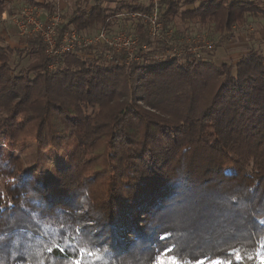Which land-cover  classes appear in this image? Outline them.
I'll use <instances>...</instances> for the list:
<instances>
[{
    "label": "trees",
    "instance_id": "1",
    "mask_svg": "<svg viewBox=\"0 0 264 264\" xmlns=\"http://www.w3.org/2000/svg\"><path fill=\"white\" fill-rule=\"evenodd\" d=\"M198 1L181 10L182 0H162L165 30L180 17L223 41L264 18V2ZM122 8L126 20L149 10ZM3 12L14 9L0 0ZM113 14L75 13L58 39L109 28ZM132 28L160 47L143 18ZM107 53L86 46L54 59L39 34L24 47L0 34V143L9 148L0 149V264H153L161 254L264 264V52L132 64ZM69 138L56 180L27 172L14 153L32 142L60 151Z\"/></svg>",
    "mask_w": 264,
    "mask_h": 264
},
{
    "label": "rangeland",
    "instance_id": "2",
    "mask_svg": "<svg viewBox=\"0 0 264 264\" xmlns=\"http://www.w3.org/2000/svg\"><path fill=\"white\" fill-rule=\"evenodd\" d=\"M255 1H258L260 4L264 2V0H255ZM20 5L21 3L18 2L17 0H14L12 4L11 3L7 4L8 7L12 6L16 10L20 7ZM26 5L28 4L22 5L19 11ZM180 5H181V10H183L185 8H189L195 5V3L193 4L190 2L186 3L185 0H182ZM40 9L42 10V8ZM19 11H17L16 13H18ZM51 15L52 14H50V16ZM8 19L5 20L3 16H1L0 34H1V30L10 24V18ZM11 21L12 23H14L17 29L16 31L17 34H14V36L20 38L22 42L24 40L29 39L30 35L35 34L31 30L32 27H28L27 32H23L17 27L13 18L11 19ZM162 21L164 22L163 19ZM131 22L132 20L129 19L128 24L124 25L121 29H117L115 31L111 30L109 34L110 35L115 33L117 34L119 31L124 30L133 33L140 40L139 35L133 31ZM163 28L165 29V26ZM99 31H101V29ZM230 33L231 34H229L226 39L221 41L219 36L220 33L214 31L213 29H210L209 26L203 25L201 23H190V22L184 23L180 19V17H178L176 22L173 24V26H171V28L161 31L159 36L154 37L149 35L152 39L160 40L159 42L160 47H157L156 45L150 47L149 50L148 49L146 50L144 56L147 57L149 61H166L167 59H171V58L173 59L176 57L178 58L185 56L196 58L204 54L206 56L209 55L214 56V58H216L218 62L221 61L235 62L250 47H254L264 52V18H256V17L249 18V20L243 25L235 26ZM207 43L212 44V48L207 47L206 46ZM27 58L25 61L28 63L30 61H28ZM137 62L139 61L134 60L126 64H132ZM144 94H145V90L143 89L140 90V92H138L139 96ZM73 145H74L73 139L69 138L65 142H63L62 149L60 151L58 150L56 151L55 149L39 150L35 145V143L32 142L27 148L23 150L21 149L14 150V153L19 155L21 159L24 161V167L27 172L33 175H37L39 178H41L42 181L48 182L50 180L58 179V169L68 163L70 151ZM0 149L9 150L7 143L4 142L3 140H1ZM3 186H4V180L3 178H0V187ZM259 257L264 262V245L259 251ZM153 264H180V263L169 255L161 254L156 258ZM192 264H223V263L219 262L218 260H210V261H203L200 263H192Z\"/></svg>",
    "mask_w": 264,
    "mask_h": 264
},
{
    "label": "built area",
    "instance_id": "3",
    "mask_svg": "<svg viewBox=\"0 0 264 264\" xmlns=\"http://www.w3.org/2000/svg\"><path fill=\"white\" fill-rule=\"evenodd\" d=\"M161 1L149 0L148 11L132 13L133 16L144 19L150 36H159L161 31L165 30L163 28L164 22L161 19ZM12 18L17 27L23 32H27L28 27H32V32L40 35L47 56L54 59L68 51L86 46L106 48L109 52L107 53L109 58H112V53L123 55L122 60L125 63H130L134 60L141 63L147 58L144 53L147 49L149 50L148 45L141 43L136 35L128 31L123 30L117 34L110 35L109 28L103 27L95 35H82L76 30H68L58 39V28L63 22L59 13L42 18V10L40 8L26 5L18 13L14 14ZM206 46L212 48L210 43H207ZM50 67L53 68L54 63Z\"/></svg>",
    "mask_w": 264,
    "mask_h": 264
},
{
    "label": "crops",
    "instance_id": "4",
    "mask_svg": "<svg viewBox=\"0 0 264 264\" xmlns=\"http://www.w3.org/2000/svg\"><path fill=\"white\" fill-rule=\"evenodd\" d=\"M7 4H12L14 0H3ZM21 3L20 7L16 10L14 7V12L12 15H9L7 12H3L2 16L5 20L10 18V24L7 25V27L3 28L1 30V34L6 40L7 43H9L13 47H24L27 45V42L29 39L33 37L32 34L29 36V39L21 41L20 38L17 36H14V34H17L16 27L14 23H12L11 19L14 14H16L17 11L21 8L22 5L28 4L30 1H33V6L42 8V18H45L46 16L50 14H57L59 13L62 17L63 22H67L75 13L78 12H89L93 8L97 6H101L106 10L107 13H114L113 16L109 17L108 23H109V30L115 31L117 29H121L124 25L129 23V20L127 19V9L122 8L124 5H131L134 7L139 8H148L149 7V0H17ZM199 1H197L198 3ZM196 3V4H197ZM195 4V5H196ZM29 5V4H28ZM191 6L186 9L194 8V6ZM135 13V12H132ZM131 13L130 20H135L140 17L133 16ZM48 14V15H47ZM9 20V19H8ZM61 23V24H62ZM132 23V22H131ZM60 24V25H61ZM71 30H76L75 28H72ZM100 30L99 26L93 27L90 30L86 31H78L82 35H94Z\"/></svg>",
    "mask_w": 264,
    "mask_h": 264
}]
</instances>
